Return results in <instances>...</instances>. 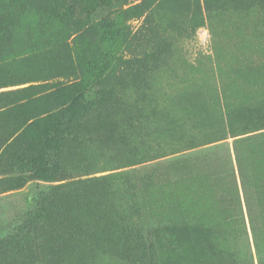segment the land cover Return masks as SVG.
I'll return each mask as SVG.
<instances>
[{
  "label": "rangeland",
  "instance_id": "374dc122",
  "mask_svg": "<svg viewBox=\"0 0 264 264\" xmlns=\"http://www.w3.org/2000/svg\"><path fill=\"white\" fill-rule=\"evenodd\" d=\"M0 26V107L16 104L0 109V140L24 128L19 143L43 148L46 131L66 121L72 133L87 129L77 158L90 169L105 160L104 150L132 162L44 182L30 179L29 165L3 161L0 241L50 187L107 178L106 187L120 183L154 211L142 219L154 264H264V131L150 153L186 132L223 129L218 110L225 114L227 104L264 112V6L254 0H0ZM30 81L100 82L106 90L92 89L58 114L61 103L42 98L44 89L8 95ZM46 112L44 121L37 117ZM189 116L196 124L183 128ZM97 135L104 140L95 142ZM63 136L54 138L57 146ZM166 219L183 230H169ZM6 253L0 264L35 258Z\"/></svg>",
  "mask_w": 264,
  "mask_h": 264
},
{
  "label": "trees",
  "instance_id": "16d2710c",
  "mask_svg": "<svg viewBox=\"0 0 264 264\" xmlns=\"http://www.w3.org/2000/svg\"><path fill=\"white\" fill-rule=\"evenodd\" d=\"M254 2L259 7L264 6V0H254ZM29 83L30 85L27 87L8 95L44 89L46 93L42 98L55 97L61 103V113L58 114L70 112L92 89L97 93L106 90L103 85L101 87L100 82L92 84L89 82L87 84L86 82H55L42 85L31 84L33 81ZM97 83L100 85L98 90L95 88ZM32 98L33 96L30 97V101ZM197 98L204 100L202 95H198ZM102 102H105V97L100 98L99 104ZM261 102H264V99ZM215 103L217 104V102ZM15 105V103H10L0 109H4L6 112L16 107ZM90 105L92 104H88V106ZM224 108L225 114L218 110V117L222 120L223 116L225 118L223 129H216L210 133H200V131L185 133V130L186 137L180 138L178 143L175 139L174 143L171 141L168 143L169 145L156 146V149H151L150 153L155 150V155L164 156L171 151L181 150L180 147L183 145H185L184 150L192 149L198 138H204L205 140L202 142H217L228 136L237 137L264 131V112L247 111L228 104ZM48 113H42L37 117L44 121L51 114ZM151 117L154 116L151 115ZM192 117L194 116L182 120L183 122L180 124L183 128L196 124ZM40 120H33L31 124L36 126ZM62 123V126L53 125L46 131L47 141L44 147L39 149H32L29 144L21 145L19 143L24 138V128L18 129L10 136L5 135L0 140V164L3 161H16L24 166L29 165L32 167L33 173L30 179L55 182L70 178L68 175L72 171L87 175L93 171H101L108 166L124 167L132 163L130 161L123 163L117 155L111 156L108 150H104L105 160H97L95 168L90 169L86 160L77 158L84 150H80L84 143H88L87 137H85L87 132H84L87 129L83 127L81 132L72 133L69 130L70 125L66 121ZM63 127L64 129H62ZM60 131L65 137L63 136L59 140L61 146H57L54 138H58ZM93 133L94 131H91L92 135H94ZM171 133L167 128L164 130L165 137L170 138ZM103 140V136L95 137V142ZM101 149L98 148L96 157L101 158ZM147 152L149 153V149ZM27 153L31 157H27ZM1 168L2 166H0ZM3 169L6 170L4 166ZM240 176H243L242 170H240ZM105 180L107 178H96L91 181L78 180L50 187L48 193L35 199L32 208L22 217L20 227L10 237L1 239L0 256H6L7 251H18L20 255L28 256L35 254L34 259L21 260V264H154L153 243L148 240V234L145 233L142 226L144 216H154V211L143 209L139 202L130 198L124 191L126 190L125 186L121 188L119 183L106 187ZM91 189L94 190L90 191ZM166 223L168 229L172 231L184 228L175 221L167 220ZM152 235L156 238L155 232ZM149 256V259H145Z\"/></svg>",
  "mask_w": 264,
  "mask_h": 264
}]
</instances>
